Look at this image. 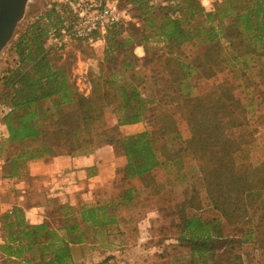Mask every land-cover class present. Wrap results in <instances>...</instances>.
Returning <instances> with one entry per match:
<instances>
[{"label":"trees","instance_id":"16d2710c","mask_svg":"<svg viewBox=\"0 0 264 264\" xmlns=\"http://www.w3.org/2000/svg\"><path fill=\"white\" fill-rule=\"evenodd\" d=\"M101 2L131 6L130 18L142 25L140 31L128 30L124 40L119 39L125 33L124 25L112 27L104 36V60L113 62L118 55L124 57L118 65L112 64L102 72L104 95H96L93 82L89 95L81 93L69 66L57 65L51 59L63 50L44 48L48 32L71 17L69 6L61 7L62 10L54 6L36 15L11 44L7 63L0 69V119L7 130L2 147L18 151L7 152L4 170L13 177L33 159L92 152L95 131L108 102L117 119V136L107 144L125 156L124 178L135 187L123 190L117 200L98 201L76 209L58 206L53 212L59 220L54 228L44 222L27 224L17 208L4 213L2 264H72L70 246L84 245L94 241L96 234L110 233L109 229L118 224L116 206L134 202L136 189L147 188V176L168 164L164 158L166 145H156L157 140L166 137H174L184 151L199 155V181L205 185L210 205L229 223H244L251 215L250 209L264 212V159L257 166L246 163L250 144L234 133L244 124V108L234 89H227L223 100H210L206 95L193 106H187L185 97L182 106L188 110L181 108L184 112L180 115L189 133L185 136L174 112L154 118L159 132L155 139L148 131L118 133L122 127L140 122L143 110L154 101L153 94L147 97L143 93L147 80L138 69L140 59L132 52L135 45L142 46L147 54L157 51L164 57L167 81L177 84L180 97L197 88L195 82H190L213 65L234 67L251 62L264 80V0H210L206 7L201 0ZM262 97L264 103V90ZM72 112L75 116L67 127L50 128L51 120ZM260 125L264 152V118ZM182 219L184 236L180 241L199 257L209 247L212 251L218 239L214 238L212 222L194 216ZM110 259L107 257L105 262Z\"/></svg>","mask_w":264,"mask_h":264},{"label":"rangeland","instance_id":"374dc122","mask_svg":"<svg viewBox=\"0 0 264 264\" xmlns=\"http://www.w3.org/2000/svg\"><path fill=\"white\" fill-rule=\"evenodd\" d=\"M70 1L29 0L23 19L0 54V69L7 63L8 50L17 34L36 15L39 16L54 6L62 10L61 7L66 8ZM122 5L133 13L131 6ZM126 30L138 31L130 25ZM103 48L98 45L89 47L85 43H72L51 59L56 61L57 65L69 66L71 78L78 88L84 89L85 85L89 88V83L93 82L96 95H104L101 87L102 72L112 64L118 65L124 57L118 55L113 62L105 61ZM139 67L140 72L144 73V75L141 73L142 76L151 78L150 91L154 104L149 110L148 120L147 114L144 117L151 137L155 139L159 134L154 126V118L164 112H174L179 128L185 136L188 129L185 120L180 117L184 112L181 108L188 110L182 106L184 98L186 97L187 106L201 103L206 95L210 100L217 97L223 100L222 94L232 88L235 90V96L241 101L242 109L244 108L242 114L244 124L234 129V133L250 144L246 163L257 166L264 159L263 130L260 125V120L264 118L262 100L264 80L261 78L259 68L253 63L249 62L246 66L238 64L234 67L213 65L209 70L201 71L198 78L190 82V85L195 82L197 88H193L189 94L183 91L182 97L177 84L168 83L164 57H160L157 51L147 54L139 62ZM208 72L211 73L210 77L207 76ZM144 92L147 93V85ZM111 114L113 113L107 102L102 121L95 131V147L107 144L110 138L117 136L116 127L110 126ZM70 116L65 114L60 118L66 127L72 121L69 119ZM74 116L75 114L72 115L73 119ZM122 130L118 132L119 135L131 132L129 128ZM163 144L166 145L164 158L168 164L147 176L146 189L139 187L140 184L137 185L140 189L135 191L134 202L116 206L118 224L109 229L110 233L96 234L93 236L94 241L73 248L72 264H202L204 260L205 264H264V212L250 209L251 215L244 223H229V220L210 205L205 185L199 181L201 178L199 172L201 162L197 159L199 155L191 150L184 151L180 141L174 137H166L156 142L158 147ZM7 149V152L12 153L18 151L16 148ZM132 186L135 187L132 181L119 176L111 186L112 198L101 196L99 201L117 200L123 190ZM183 216L199 217L201 220L212 222L213 228L215 227L214 238H218L212 251L209 247L204 255L199 257L197 253L192 252L190 246L180 241L181 236H184ZM89 233L93 235L91 231ZM107 257L111 259L105 262Z\"/></svg>","mask_w":264,"mask_h":264},{"label":"crops","instance_id":"0c3cea01","mask_svg":"<svg viewBox=\"0 0 264 264\" xmlns=\"http://www.w3.org/2000/svg\"><path fill=\"white\" fill-rule=\"evenodd\" d=\"M209 2L210 0H204L202 5L206 7ZM129 25L138 31L142 28L137 19L131 18V21L124 26L125 33L119 39L124 40L127 37L126 27ZM95 45L103 48L104 42L97 41L93 46ZM132 52L140 61L147 56L145 49L139 45H135ZM145 79L147 80V93L144 92V94L149 97L152 94L150 91L151 78L147 76ZM89 84V88L85 85V90L78 88L85 96L91 92L92 84L91 82ZM153 104L150 103L143 110L140 122L124 126L121 131L127 128L131 129V132H127L128 134L148 131V123L145 122L144 117L147 114L148 120V113ZM72 115L74 113L69 117L70 120H73ZM110 120V126L116 127L114 114H111ZM54 121L50 124L51 129L66 127L61 119ZM5 139H7V130L0 119V244L5 242V234L1 225V217L4 213H10L17 208L23 213L27 224L38 225L44 222L54 228L59 220L53 217V212L58 206L68 205L76 209L82 205H95L101 196L112 198L113 182L119 176H124L127 163L125 156L117 152L114 145L104 144L94 147L93 151L88 154L44 156L27 161L17 175L8 177L4 170L7 148L2 147ZM77 247L78 245L70 246L71 255L73 248Z\"/></svg>","mask_w":264,"mask_h":264},{"label":"built area","instance_id":"2783aa9c","mask_svg":"<svg viewBox=\"0 0 264 264\" xmlns=\"http://www.w3.org/2000/svg\"><path fill=\"white\" fill-rule=\"evenodd\" d=\"M68 5L71 17L48 32L44 44L46 50L62 51L78 41L93 47L97 41L103 42L112 27L125 26L131 21L128 10L114 2L102 4L101 0H77Z\"/></svg>","mask_w":264,"mask_h":264},{"label":"water","instance_id":"95a60500","mask_svg":"<svg viewBox=\"0 0 264 264\" xmlns=\"http://www.w3.org/2000/svg\"><path fill=\"white\" fill-rule=\"evenodd\" d=\"M28 2L29 0H0V54L23 19Z\"/></svg>","mask_w":264,"mask_h":264}]
</instances>
